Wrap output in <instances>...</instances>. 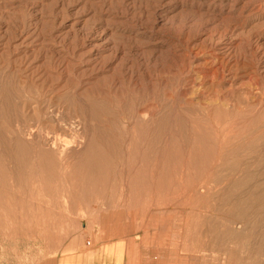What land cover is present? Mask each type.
<instances>
[{
    "label": "rangeland",
    "instance_id": "rangeland-1",
    "mask_svg": "<svg viewBox=\"0 0 264 264\" xmlns=\"http://www.w3.org/2000/svg\"><path fill=\"white\" fill-rule=\"evenodd\" d=\"M94 250L264 264V0H0V264Z\"/></svg>",
    "mask_w": 264,
    "mask_h": 264
},
{
    "label": "crops",
    "instance_id": "crops-1",
    "mask_svg": "<svg viewBox=\"0 0 264 264\" xmlns=\"http://www.w3.org/2000/svg\"><path fill=\"white\" fill-rule=\"evenodd\" d=\"M62 260V259H61ZM59 260L56 264H119L118 255L110 250H94L88 253H75L69 259Z\"/></svg>",
    "mask_w": 264,
    "mask_h": 264
},
{
    "label": "bare ground",
    "instance_id": "bare-ground-1",
    "mask_svg": "<svg viewBox=\"0 0 264 264\" xmlns=\"http://www.w3.org/2000/svg\"><path fill=\"white\" fill-rule=\"evenodd\" d=\"M108 103V102H107ZM29 105V104H28ZM28 107H30V105L28 106ZM54 108V107H53ZM32 109V108H31ZM58 110V109H57ZM60 110V109H59ZM49 113V112H48ZM57 113V112H56ZM59 114V113H58ZM61 114V113H60ZM48 115V114H47ZM56 115V114H55ZM47 121V120H46ZM51 121V120H50ZM49 124V123H48ZM68 124V123H67ZM52 125V124H51ZM54 125V124H53ZM63 125V124H62ZM76 126V125H75ZM79 127V126H78ZM77 130V129H76ZM95 131V130H94ZM59 133V132H58ZM71 134V133H70ZM74 134H76V132L74 133ZM80 135V134H79ZM97 136V135H96ZM78 138H79V136H78ZM77 139V138H76ZM55 140H57V139H55ZM65 141H67V140H65ZM74 141V140H73ZM54 142V141H53ZM58 142V141H57ZM57 142L55 143V145L57 144ZM49 143V142H48ZM167 144V143H166ZM48 145V144H47ZM64 145V144H63ZM69 146V145H68ZM56 148H57V146H56ZM60 149V148H59ZM63 149H64V147H63ZM233 150V149H232ZM61 151V150H60ZM156 151V150H155ZM51 152V151H50ZM227 154V153H226ZM49 155H50V153H49ZM53 155V154H52ZM52 155H50V156H52ZM130 156V155H129ZM53 157V156H52ZM75 158V157H74ZM224 158V157H223ZM52 159V158H51ZM50 159V160H51ZM225 159V158H224ZM219 161V160H218ZM52 162V161H51ZM54 162V161H53ZM156 165V164H155ZM155 165H154V167H155ZM97 166V165H96ZM157 167V166H156ZM158 168V167H157ZM218 168V167H217ZM234 168V167H233ZM160 169V168H159ZM209 170V169H208ZM125 173V172H124ZM139 177V176H138ZM155 177H156V174H155ZM16 179V178H15ZM143 179H144V177H143ZM155 180V179H154ZM231 181H233V180H231ZM27 182V181H26ZM230 182V181H229ZM224 185V184H223ZM229 185H231V184H229ZM24 188V187H23ZM228 188V187H227ZM230 188L232 189V186H230ZM22 189V188H21ZM224 189V188H223ZM226 189V188H225ZM41 194V193H40ZM211 194H212V192H211ZM220 196V195H219ZM225 197V196H224ZM228 198V197H227ZM238 198V197H237ZM227 200V199H226ZM252 202V201H251ZM44 203V202H43ZM224 204V203H223ZM249 205V204H248ZM248 205H247V207H248ZM38 207V206H37ZM47 207H49V206H47ZM246 207V208H247ZM45 209V208H44ZM243 210H245V209H243ZM56 211V210H55ZM53 212V211H52ZM236 212H237V210H236ZM241 212V211H240ZM41 213V212H40ZM57 214V213H56ZM237 214V213H236ZM244 214V213H243ZM253 214V213H252ZM235 215V214H234ZM239 215V214H238ZM56 216V215H55ZM236 216V215H235ZM250 216V215H249ZM242 217H243V215H242ZM241 217V218H242ZM239 218V217H238ZM200 219V218H199ZM246 221V220H245ZM247 222V221H246ZM200 227V226H199ZM206 228V227H205ZM209 228V227H208ZM215 229V228H214ZM51 230V229H50ZM200 230V229H199ZM228 231H229V229H228ZM214 232V231H213ZM222 235H225V234H223L222 233ZM232 235V234H231ZM206 236V235H205ZM210 236V235H209ZM233 236V235H232ZM237 236V235H236ZM225 237H227V235L226 236H224L223 238L225 239ZM230 238H232L231 236H229ZM228 237V238H229ZM222 238V237H221ZM220 238V239H221ZM233 239V238H232ZM216 240V239H215ZM204 242V241H203ZM222 242H223V240H222ZM238 244V243H237ZM211 245V244H210ZM220 247V246H219ZM201 248V247H200ZM237 248V247H236ZM216 252V251H215ZM248 258V257H247ZM249 259V258H248ZM247 260V259H246Z\"/></svg>",
    "mask_w": 264,
    "mask_h": 264
}]
</instances>
